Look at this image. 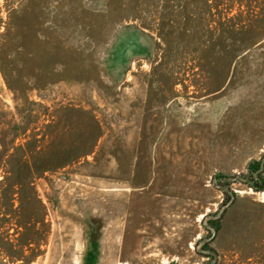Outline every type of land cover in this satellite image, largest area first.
<instances>
[{"label":"rangeland","instance_id":"374dc122","mask_svg":"<svg viewBox=\"0 0 264 264\" xmlns=\"http://www.w3.org/2000/svg\"><path fill=\"white\" fill-rule=\"evenodd\" d=\"M0 110V264H264V0H0Z\"/></svg>","mask_w":264,"mask_h":264},{"label":"trees","instance_id":"16d2710c","mask_svg":"<svg viewBox=\"0 0 264 264\" xmlns=\"http://www.w3.org/2000/svg\"><path fill=\"white\" fill-rule=\"evenodd\" d=\"M248 43H250V41L248 40L239 41L235 45L234 51H237L239 48H242ZM2 117V111L0 110V147H11L13 146V140L16 139L18 133H16L15 131H9V129L11 130V127L13 126V124L11 123L12 121L2 123ZM4 124L6 125V128H3Z\"/></svg>","mask_w":264,"mask_h":264},{"label":"water","instance_id":"95a60500","mask_svg":"<svg viewBox=\"0 0 264 264\" xmlns=\"http://www.w3.org/2000/svg\"><path fill=\"white\" fill-rule=\"evenodd\" d=\"M214 229L212 228L210 231L212 232Z\"/></svg>","mask_w":264,"mask_h":264}]
</instances>
